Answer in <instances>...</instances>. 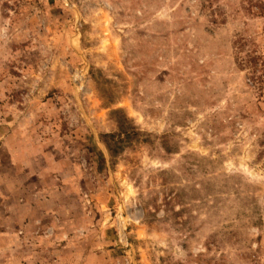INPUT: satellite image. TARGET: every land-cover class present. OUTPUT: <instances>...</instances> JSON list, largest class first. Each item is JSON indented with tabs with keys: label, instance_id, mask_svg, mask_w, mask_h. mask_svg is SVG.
I'll use <instances>...</instances> for the list:
<instances>
[{
	"label": "rangeland",
	"instance_id": "rangeland-1",
	"mask_svg": "<svg viewBox=\"0 0 264 264\" xmlns=\"http://www.w3.org/2000/svg\"><path fill=\"white\" fill-rule=\"evenodd\" d=\"M0 134L71 264H264V0H0Z\"/></svg>",
	"mask_w": 264,
	"mask_h": 264
},
{
	"label": "crops",
	"instance_id": "crops-1",
	"mask_svg": "<svg viewBox=\"0 0 264 264\" xmlns=\"http://www.w3.org/2000/svg\"><path fill=\"white\" fill-rule=\"evenodd\" d=\"M9 137L0 134V139L3 138L0 142V251L3 254L0 264L11 263L10 251L18 244L22 245L21 238L28 232L36 234V242L29 243L35 248L33 264H71L74 260L67 258L69 242L64 238L69 237L67 228L74 217L66 200H60L62 194L68 195L69 189L67 185L61 187L53 181L42 182L39 172L34 169L36 162L25 163L26 159H21L22 145L8 144ZM46 165L50 166L49 162ZM46 173L44 171L43 177ZM15 238L18 243L13 241ZM54 248L62 249L49 256L43 253L44 249Z\"/></svg>",
	"mask_w": 264,
	"mask_h": 264
},
{
	"label": "trees",
	"instance_id": "trees-1",
	"mask_svg": "<svg viewBox=\"0 0 264 264\" xmlns=\"http://www.w3.org/2000/svg\"><path fill=\"white\" fill-rule=\"evenodd\" d=\"M110 136H113V135H110Z\"/></svg>",
	"mask_w": 264,
	"mask_h": 264
}]
</instances>
